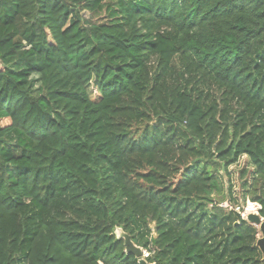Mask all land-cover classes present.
I'll list each match as a JSON object with an SVG mask.
<instances>
[{"label": "trees", "instance_id": "obj_1", "mask_svg": "<svg viewBox=\"0 0 264 264\" xmlns=\"http://www.w3.org/2000/svg\"><path fill=\"white\" fill-rule=\"evenodd\" d=\"M244 154L264 179V0H0V264H264L213 196Z\"/></svg>", "mask_w": 264, "mask_h": 264}, {"label": "rangeland", "instance_id": "obj_2", "mask_svg": "<svg viewBox=\"0 0 264 264\" xmlns=\"http://www.w3.org/2000/svg\"><path fill=\"white\" fill-rule=\"evenodd\" d=\"M104 18V14L98 16L96 14H91L88 11L84 12V23L86 25H88L90 21L102 20ZM39 78V74H34L31 76L34 92H37L40 86ZM8 145L14 150L16 154L19 155L27 151V146L24 143H21L17 138L10 140ZM222 174L224 176L226 191L223 195L214 193L213 196H215L216 199L225 197L226 200L223 202V204L228 202L232 204L233 207L240 206V211L244 217L243 219L255 225L259 230L258 238L262 237L260 224L252 223V221L249 219V215L252 213H259L261 206L256 202V197L257 195L261 194L262 190L264 189V179L261 178V176L258 177L255 166L251 163L250 158L246 154L241 155L237 161L228 165L226 169H223ZM250 204L253 205L251 208ZM121 231L122 229H118L117 233L119 234ZM131 232L132 234L136 235L142 233L140 225L133 222ZM142 249L144 251L143 255H148V249L143 247Z\"/></svg>", "mask_w": 264, "mask_h": 264}, {"label": "water", "instance_id": "obj_3", "mask_svg": "<svg viewBox=\"0 0 264 264\" xmlns=\"http://www.w3.org/2000/svg\"><path fill=\"white\" fill-rule=\"evenodd\" d=\"M249 219L254 224H260V228L262 231V237L258 238L257 245L259 246L260 250L263 254V262H264V217H262L259 213H252L249 215ZM119 238H123L125 241L126 251L131 254H135L136 256H142L144 254L143 249L135 244L131 235L128 232L121 231L118 234ZM142 262L145 263V260L142 259Z\"/></svg>", "mask_w": 264, "mask_h": 264}, {"label": "built area", "instance_id": "obj_4", "mask_svg": "<svg viewBox=\"0 0 264 264\" xmlns=\"http://www.w3.org/2000/svg\"><path fill=\"white\" fill-rule=\"evenodd\" d=\"M222 206L227 207V208H229V209H234V210L238 211V212L240 213L242 219L244 218V217L242 216V212L240 211V209H241L240 206H238V207H233L232 204H230V203H228V202L222 204Z\"/></svg>", "mask_w": 264, "mask_h": 264}, {"label": "bare ground", "instance_id": "obj_5", "mask_svg": "<svg viewBox=\"0 0 264 264\" xmlns=\"http://www.w3.org/2000/svg\"><path fill=\"white\" fill-rule=\"evenodd\" d=\"M252 206H253V205H252V204H250V208H251ZM250 208H249V209H250ZM252 210H253V209H252Z\"/></svg>", "mask_w": 264, "mask_h": 264}]
</instances>
